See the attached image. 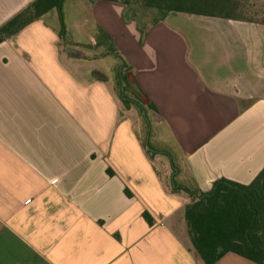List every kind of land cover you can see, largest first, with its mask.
I'll list each match as a JSON object with an SVG mask.
<instances>
[{
	"label": "crops",
	"instance_id": "0c3cea01",
	"mask_svg": "<svg viewBox=\"0 0 264 264\" xmlns=\"http://www.w3.org/2000/svg\"><path fill=\"white\" fill-rule=\"evenodd\" d=\"M33 1L0 0V26ZM68 5L112 38L155 106L153 149L171 150L178 183L253 180L264 167V24L172 11L141 42L123 4L66 0V26ZM71 31L59 37L51 9L0 42V264H203L185 228L189 198L157 167L165 154L150 156ZM216 264L257 263L228 252Z\"/></svg>",
	"mask_w": 264,
	"mask_h": 264
},
{
	"label": "trees",
	"instance_id": "16d2710c",
	"mask_svg": "<svg viewBox=\"0 0 264 264\" xmlns=\"http://www.w3.org/2000/svg\"><path fill=\"white\" fill-rule=\"evenodd\" d=\"M66 0H34L24 9L12 16L0 26V42L22 29L28 23L40 18L51 9L57 11L59 37L64 40L63 3ZM94 3L98 0H83ZM124 5L123 17L126 21H135L142 42L150 25L163 20L169 12L240 20L264 24V20L253 19L246 14L249 0H107ZM140 5L158 13L150 22L143 23L134 16V6ZM96 45L103 46L108 54L118 58L112 38L100 27L97 28ZM117 70V95L125 109L134 105L142 117L147 110L156 112L155 106L143 94L135 83L134 77L127 73L128 66L120 58ZM131 77V78H129ZM132 79L137 90L133 89ZM130 89L132 96L125 90ZM147 152L168 154L154 150L150 144ZM172 168L174 162L172 160ZM110 173V172H109ZM171 173V191L183 192L189 198L184 207L185 228L192 248L203 264H216L226 253L232 252L257 264H264V167L248 184L238 183L226 178L215 180L208 191L200 190L196 185H183L175 180ZM125 193L130 195L129 191ZM144 218L150 222L147 212Z\"/></svg>",
	"mask_w": 264,
	"mask_h": 264
},
{
	"label": "rangeland",
	"instance_id": "374dc122",
	"mask_svg": "<svg viewBox=\"0 0 264 264\" xmlns=\"http://www.w3.org/2000/svg\"><path fill=\"white\" fill-rule=\"evenodd\" d=\"M67 6V5H66ZM134 16L141 22L146 23L150 22L154 19V17L158 16V13L154 10L147 9L146 7L136 5L134 6ZM64 14V13H63ZM247 16L253 18V19H261L264 20V0H249L248 3V10H246ZM67 21H68V26L65 24V29H66V35H68L67 30L71 28V32L75 36V38L80 41L86 43L84 46H80L81 48H85L83 51L93 54L94 56H98L97 60H83V64L88 65L89 67H95L98 68V72H104L107 75V79L113 82V85L115 89L118 87L117 83V70L119 67V61L114 59V55L108 54V55H103L104 53V47L103 46H96L93 40L90 38V34L93 36H98L97 29L93 30V28H89V23H87V19L85 16H78L75 13V10L72 5H68L67 8ZM69 27V28H68ZM89 33L87 32V30ZM74 45V44H73ZM93 49V50H92ZM85 61V62H84ZM129 76H131V73H128ZM119 88V87H118ZM125 92L129 95L132 96L130 89H126ZM130 112L133 116H135L138 120V128H139V134L144 140H147V142L150 144L152 148H157V137L158 134L156 132V118L154 117V114H152L151 110H147V115L146 117H142L138 109L134 106H130ZM165 142L167 146H170L169 140L165 138ZM168 154L162 155L159 158L158 161V169L162 170L161 172L163 173H169L171 175V171L173 170L172 168V152L170 149L167 148L166 150ZM168 174V176H169ZM177 180V179H176Z\"/></svg>",
	"mask_w": 264,
	"mask_h": 264
},
{
	"label": "water",
	"instance_id": "95a60500",
	"mask_svg": "<svg viewBox=\"0 0 264 264\" xmlns=\"http://www.w3.org/2000/svg\"><path fill=\"white\" fill-rule=\"evenodd\" d=\"M131 85L133 86V89L137 90V87L134 85L132 79H130Z\"/></svg>",
	"mask_w": 264,
	"mask_h": 264
}]
</instances>
